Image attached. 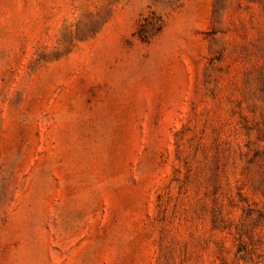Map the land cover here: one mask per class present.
I'll return each instance as SVG.
<instances>
[{"label":"rangeland","instance_id":"374dc122","mask_svg":"<svg viewBox=\"0 0 264 264\" xmlns=\"http://www.w3.org/2000/svg\"><path fill=\"white\" fill-rule=\"evenodd\" d=\"M0 264H264V0H0Z\"/></svg>","mask_w":264,"mask_h":264}]
</instances>
